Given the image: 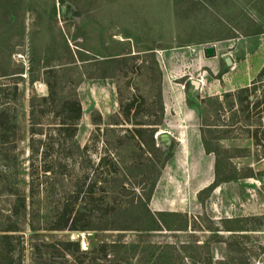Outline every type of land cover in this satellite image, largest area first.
<instances>
[{
	"label": "rangeland",
	"instance_id": "374dc122",
	"mask_svg": "<svg viewBox=\"0 0 264 264\" xmlns=\"http://www.w3.org/2000/svg\"><path fill=\"white\" fill-rule=\"evenodd\" d=\"M13 10L20 16L10 19L7 13ZM175 12L185 17L175 19ZM189 25L200 26L198 33L180 32L192 30ZM210 39L215 40L208 45L216 46L218 63L198 62L197 55L208 46L198 43ZM0 42V72L8 67L10 73H23L0 77V108L16 111L15 154L22 190L27 184L29 99L47 95L44 81L50 69L51 78L59 79L58 91L80 101L78 143L83 147L99 134L91 167L104 148L113 147L116 134L109 128L122 131L121 159L123 148L132 142L130 132L139 128L130 122L113 125L124 120L121 105L132 107L131 121L156 123L161 91L164 115L155 138L169 158L149 209L186 215L188 229L143 235L106 232L95 238L88 232L69 234L82 250L101 240H119L150 252L185 245L189 257L192 247H200L202 260L211 264H264V76L258 79L264 70V0H22L20 7L18 0H2ZM156 48L167 51L161 76L145 55ZM245 88L247 93L236 95ZM202 131L208 145L226 150L224 158L232 169L224 175L233 174L234 168L238 176L211 191L207 189L215 180V155L205 152ZM93 169L88 172L94 174ZM132 198L130 192L122 200ZM13 200L0 191L3 212ZM166 220L172 227L181 225L179 218ZM184 262L198 264L192 258Z\"/></svg>",
	"mask_w": 264,
	"mask_h": 264
},
{
	"label": "trees",
	"instance_id": "16d2710c",
	"mask_svg": "<svg viewBox=\"0 0 264 264\" xmlns=\"http://www.w3.org/2000/svg\"><path fill=\"white\" fill-rule=\"evenodd\" d=\"M21 5L22 0H18V7ZM14 12H8V18L20 16L19 12ZM7 20L5 22L8 24ZM19 36L22 37V34ZM145 55L153 71L161 76L155 52L151 50ZM112 60L116 59L104 61ZM7 68L0 72V77L17 78V75L23 74L22 71L10 73ZM53 71L50 69L45 73L47 95L29 99V154L25 190L20 187L18 156L15 154L18 141L16 111L8 106L0 108V191L14 198L8 212L0 209V264H186L184 260L187 258H192L198 264H211L210 259L202 260L201 248L195 246L192 247L193 257L187 255L190 247L185 245L178 250L165 245L158 251L150 252L148 248L142 249L119 240L91 241L89 247L82 250L80 241L69 237V234L76 232H88L91 238H95L106 232L143 235L165 230L186 231L188 221L186 215L152 213L149 209L161 169L169 158L157 146L155 138L164 115L160 89L156 96L160 103L158 122H133L131 120L134 118H129L132 107L121 105L124 120H118L113 125L130 122L139 128L129 131L134 135L132 142L123 148L125 156L122 159L117 158L123 146L122 131L109 128L110 133L116 134L113 147H110L111 150L104 148L95 166L91 167L99 134L94 133L83 147L78 143L76 138L82 118L80 101L76 95L67 97L58 91L59 79L53 80L50 76ZM262 76L264 70L258 79ZM13 89V99L17 102L20 98L17 85ZM247 91V88L242 89L236 95ZM3 92L4 89L0 88V93ZM95 125H99V122ZM105 133L109 134L107 130ZM202 143L206 153L215 155V180L207 190L238 178L234 168L233 174L224 175L232 169L224 158L226 150L218 145H208L204 131ZM92 168L94 174L88 172ZM130 192L133 198L130 201L122 200ZM50 206L51 211L47 212ZM166 217L179 218L181 225L170 226ZM62 233L68 234L55 236Z\"/></svg>",
	"mask_w": 264,
	"mask_h": 264
},
{
	"label": "crops",
	"instance_id": "0c3cea01",
	"mask_svg": "<svg viewBox=\"0 0 264 264\" xmlns=\"http://www.w3.org/2000/svg\"><path fill=\"white\" fill-rule=\"evenodd\" d=\"M216 2L218 1V0H215ZM217 7V6H216ZM182 18V17H185V15H181L180 13H178V14H176V12L174 13V18L176 19L177 17L178 18H180V17ZM180 18V19H181ZM176 21V23H177V20H175ZM178 26H180L179 24H178ZM184 27H188V25H184ZM189 27L190 28H192V30H190L189 28H187L186 30H182V31H180L181 33H198L197 31L199 30V27L200 26H196V25H189ZM180 28H178L177 30H176V32L179 30ZM215 40L214 39H210V40H203V41H200L198 44L199 45H208V44H211V43H213ZM194 45V44H193ZM215 46V45H214ZM180 47H188V45H182V46H180ZM206 47V46H205ZM216 47V46H215ZM179 49H184V48H179ZM166 49H164V48H156L155 49V54H156V60H157V62H158V64H159V67L161 68L162 67V65H164L165 66V60H164V57L165 56H167V55H163V54H166L167 53V51H165ZM216 53H217V56L215 57V58H211V59H207V58H205L204 56H203V49H202V52H201V54H199V55H197V59H198V62H203L204 64H206L205 63V61L206 60H210V61H212L213 63H218V61H219V58H218V51H217V49H216ZM171 54H173V55H180L181 53H175L174 51H171ZM164 56V57H163Z\"/></svg>",
	"mask_w": 264,
	"mask_h": 264
},
{
	"label": "water",
	"instance_id": "95a60500",
	"mask_svg": "<svg viewBox=\"0 0 264 264\" xmlns=\"http://www.w3.org/2000/svg\"><path fill=\"white\" fill-rule=\"evenodd\" d=\"M203 56L207 59H211V58H215L217 56L216 53V47L214 45H208L206 47L203 48ZM231 61L230 59H226V64L230 65ZM195 87L199 86V83L194 81L193 82Z\"/></svg>",
	"mask_w": 264,
	"mask_h": 264
}]
</instances>
